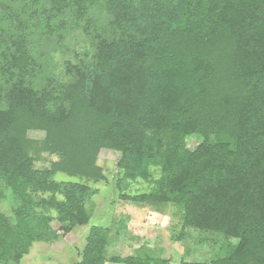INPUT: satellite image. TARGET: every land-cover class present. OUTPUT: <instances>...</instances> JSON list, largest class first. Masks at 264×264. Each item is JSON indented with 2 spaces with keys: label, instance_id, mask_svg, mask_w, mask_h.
I'll use <instances>...</instances> for the list:
<instances>
[{
  "label": "trees",
  "instance_id": "obj_1",
  "mask_svg": "<svg viewBox=\"0 0 264 264\" xmlns=\"http://www.w3.org/2000/svg\"><path fill=\"white\" fill-rule=\"evenodd\" d=\"M104 149L149 185L122 199L227 241L180 264H264V0H0V264L90 224ZM111 234L74 264H170Z\"/></svg>",
  "mask_w": 264,
  "mask_h": 264
},
{
  "label": "rangeland",
  "instance_id": "obj_2",
  "mask_svg": "<svg viewBox=\"0 0 264 264\" xmlns=\"http://www.w3.org/2000/svg\"><path fill=\"white\" fill-rule=\"evenodd\" d=\"M199 141L198 137L190 136L187 140L188 146L194 149ZM44 156L45 161L39 165L49 163L51 157ZM120 157V152L112 150L104 149L99 154V163L105 168L106 173L111 170L113 174H110L113 176L109 177L108 184L95 185L99 193L93 199L95 210L90 224L77 226L55 242H35L21 264H74L81 260L80 252L86 243L91 225L111 226L112 240L107 248L108 256L150 254L167 259L170 264H180L182 260L210 261L223 253L221 248L227 241L218 233L188 229L184 238L179 240L180 226L177 225L179 219L173 215L172 208H168L166 213H159L148 205L122 199L123 192L129 194L146 192L149 185L138 181L129 182L124 186L122 182L118 188L117 183L121 176L117 162ZM56 179L73 178L59 173ZM121 219L124 220L125 228L118 230ZM51 224L55 229L60 227L56 220Z\"/></svg>",
  "mask_w": 264,
  "mask_h": 264
}]
</instances>
